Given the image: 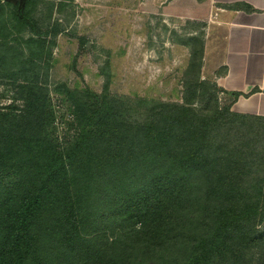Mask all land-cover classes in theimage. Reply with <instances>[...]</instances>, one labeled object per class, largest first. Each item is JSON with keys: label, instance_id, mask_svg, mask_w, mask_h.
Wrapping results in <instances>:
<instances>
[{"label": "trees", "instance_id": "1", "mask_svg": "<svg viewBox=\"0 0 264 264\" xmlns=\"http://www.w3.org/2000/svg\"><path fill=\"white\" fill-rule=\"evenodd\" d=\"M18 90L23 115L0 111V264H264V152L239 115H199L196 89L142 123L83 104L59 146L45 89Z\"/></svg>", "mask_w": 264, "mask_h": 264}, {"label": "rangeland", "instance_id": "2", "mask_svg": "<svg viewBox=\"0 0 264 264\" xmlns=\"http://www.w3.org/2000/svg\"><path fill=\"white\" fill-rule=\"evenodd\" d=\"M221 11L208 0H27L29 26L19 19L17 4L2 1L0 111L22 116L26 103L18 86L43 87L48 134L65 146L83 128L78 117L83 104L95 111L118 99L125 103L122 119L142 123L149 109L184 105L185 91L196 89L192 107L199 115H239L233 126L250 133L242 134L247 141L258 135L252 144L263 153L264 123L233 112L235 97L219 84ZM231 135L234 143L246 142Z\"/></svg>", "mask_w": 264, "mask_h": 264}, {"label": "crops", "instance_id": "3", "mask_svg": "<svg viewBox=\"0 0 264 264\" xmlns=\"http://www.w3.org/2000/svg\"><path fill=\"white\" fill-rule=\"evenodd\" d=\"M208 1L222 7L218 16L225 33L220 87L233 97L239 95L233 112L264 120V0Z\"/></svg>", "mask_w": 264, "mask_h": 264}, {"label": "water", "instance_id": "4", "mask_svg": "<svg viewBox=\"0 0 264 264\" xmlns=\"http://www.w3.org/2000/svg\"><path fill=\"white\" fill-rule=\"evenodd\" d=\"M2 1L18 4L19 5V9L25 7L26 2H27V0H2Z\"/></svg>", "mask_w": 264, "mask_h": 264}]
</instances>
